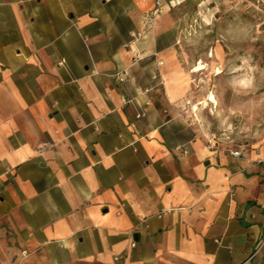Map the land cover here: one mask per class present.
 <instances>
[{
    "label": "crops",
    "instance_id": "1",
    "mask_svg": "<svg viewBox=\"0 0 264 264\" xmlns=\"http://www.w3.org/2000/svg\"><path fill=\"white\" fill-rule=\"evenodd\" d=\"M178 5L0 0V264H264V142L196 125Z\"/></svg>",
    "mask_w": 264,
    "mask_h": 264
},
{
    "label": "rangeland",
    "instance_id": "2",
    "mask_svg": "<svg viewBox=\"0 0 264 264\" xmlns=\"http://www.w3.org/2000/svg\"><path fill=\"white\" fill-rule=\"evenodd\" d=\"M179 52L192 70L196 125L222 148L264 142V0H178ZM220 69V72L217 70Z\"/></svg>",
    "mask_w": 264,
    "mask_h": 264
},
{
    "label": "built area",
    "instance_id": "3",
    "mask_svg": "<svg viewBox=\"0 0 264 264\" xmlns=\"http://www.w3.org/2000/svg\"><path fill=\"white\" fill-rule=\"evenodd\" d=\"M162 12V8H161V4L160 2H158V7L157 9L155 10V13H161ZM123 80V78H120ZM141 115H143V113L141 114H138V116L140 117ZM207 138V141L210 145V147L215 150L216 152H219V151H223V152H226V153H229L233 156H241L242 155V151L240 149H232V148H222L220 146L217 145V141L215 140L216 137L215 136H212V137H209L208 135L206 136ZM171 212V209H168V210H163L159 213V216L165 214V213H169ZM264 248V239L263 241L260 243L259 247H258V250L260 249H263Z\"/></svg>",
    "mask_w": 264,
    "mask_h": 264
},
{
    "label": "bare ground",
    "instance_id": "4",
    "mask_svg": "<svg viewBox=\"0 0 264 264\" xmlns=\"http://www.w3.org/2000/svg\"><path fill=\"white\" fill-rule=\"evenodd\" d=\"M206 68H207V66L202 61H200L198 63V65L192 69V72H199V71L206 69ZM217 72H220V69H218ZM209 101L217 103V98H216V95L214 94V92H210L209 95L205 99L199 101L198 103H195L193 105L192 109L196 111L199 109V107H200L199 105L207 106Z\"/></svg>",
    "mask_w": 264,
    "mask_h": 264
}]
</instances>
